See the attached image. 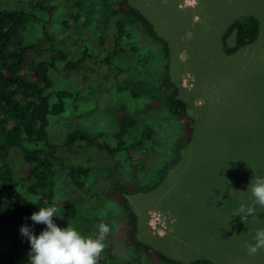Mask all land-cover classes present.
Wrapping results in <instances>:
<instances>
[{"label":"rangeland","instance_id":"rangeland-1","mask_svg":"<svg viewBox=\"0 0 264 264\" xmlns=\"http://www.w3.org/2000/svg\"><path fill=\"white\" fill-rule=\"evenodd\" d=\"M26 1L0 0V10L23 8ZM57 1L50 14L36 10L38 23L24 24L28 39L38 36L41 24L58 31L63 6ZM128 2L166 41L171 82L193 120L191 139L163 182L150 193L126 197L137 217V239L182 263L205 259L214 264H264V251L249 256L245 249L256 230L264 228V208L257 206V219L248 217L246 222L233 216L242 203L251 202L247 190L253 177H264V0ZM247 16L259 23L257 39L233 54H225L221 35L231 22ZM93 27L96 23L91 21L86 32L93 33ZM85 35L82 32L80 37ZM62 37L70 38L65 30ZM91 41L94 44L97 38ZM232 44L231 35L226 45ZM148 51L149 58L141 59L136 54H122V85L129 87L135 81L154 85L153 72L163 63L159 49L151 47ZM107 71L104 67L94 69V73L88 71L83 86L77 82L85 73L82 67L66 81L49 72L53 89L68 90L70 86L78 97L77 101L64 102L63 114L48 119V139L60 163L89 170L85 177H76L85 189L74 188L78 198L64 210L62 188L68 193L72 190L66 188L68 179L59 169L62 174L51 182L56 193L49 207L58 209L57 217H53L57 227L71 225L84 236H94L96 225L105 223L111 229L106 240L119 261L151 264L133 260L136 257L127 245L120 208L104 196L105 191L116 178L128 183L135 178L138 182L141 170L146 174L156 171L170 158L172 146L184 139L185 132L182 122L166 110L160 95L145 101L126 90H116ZM119 106L136 116L138 126L132 133L140 135L145 127L150 131L145 143L135 150L140 153L135 161L137 174L130 171L121 153L110 161L95 147L61 144L72 129L98 132L101 141L112 143L118 130L115 111ZM8 157L15 174H19L22 163L18 151L11 150Z\"/></svg>","mask_w":264,"mask_h":264},{"label":"trees","instance_id":"trees-1","mask_svg":"<svg viewBox=\"0 0 264 264\" xmlns=\"http://www.w3.org/2000/svg\"><path fill=\"white\" fill-rule=\"evenodd\" d=\"M56 1L27 0V6L23 8L0 10V264H29L31 247L27 238L20 234V228L27 225L37 236L43 231V225L34 224L30 216L38 212L39 207L52 204L56 190L51 182L62 174L59 169L68 179L66 188L70 186L72 190L68 193L62 188L65 191L61 192L64 210L66 205L70 209L77 200L75 191L85 189L76 177H85L89 170L83 166L68 167L60 163L55 146L47 135L48 119L63 114L64 102L77 101L78 97L77 91L70 86L68 90L53 89L49 72L66 81L71 74L76 75L79 67L84 68L85 73L77 79L81 83L78 86L87 82L84 77L88 71L94 73V69L104 67L111 74L116 90H126L130 96L141 97L145 101L160 95L166 110L182 122L185 132L184 139L172 146L170 158L156 171L146 174L141 170L138 182L135 178L130 183L116 178L105 191L104 196L120 208L127 245L136 257L133 260L139 263L141 259L151 264H214L205 259L182 263L140 242L137 239V217L126 198L156 189L165 179L167 171L179 161L181 150L191 139L193 120L186 113L185 103L178 98V88L171 82L166 41L156 34L142 14L130 6L128 0H60L63 9L58 31L47 30V26L41 24L38 36L28 39L23 33L24 24L38 21L36 10L50 14ZM91 21L96 23L93 33L86 32ZM64 30L69 39L62 37ZM82 32L86 33L84 37H80ZM258 33V21L251 16L242 17L226 27L220 45L225 54H233L253 43ZM231 35L233 44L228 47L226 39ZM91 37L97 38L96 43L92 44ZM151 47L159 49L163 63L159 71L153 72L154 85L141 81H135L129 87L122 85L120 76L125 73L121 66L122 54H136L139 59L149 58ZM117 56L120 60L115 61ZM115 117L118 130L112 143L101 141L98 132L72 129L61 144L66 147L76 143L95 147L110 161L114 154L121 153L130 171L137 174L135 161L139 160L140 153L135 150L145 143L150 131L145 127L139 131L140 135L132 133L138 126L136 116L124 106L116 109ZM11 150L18 151L22 163L19 174H15L11 167L8 157ZM97 234L96 231L94 236ZM104 242L107 247L98 264H136L129 259L119 261L108 240Z\"/></svg>","mask_w":264,"mask_h":264},{"label":"clouds","instance_id":"clouds-1","mask_svg":"<svg viewBox=\"0 0 264 264\" xmlns=\"http://www.w3.org/2000/svg\"><path fill=\"white\" fill-rule=\"evenodd\" d=\"M247 192L251 193V202L242 203L233 215L239 216L242 222L248 221V217L257 219L256 207L264 208V177H253ZM57 211L54 206L39 207V211L30 216L34 224L46 226L38 236L29 226H21L20 234L27 238L31 247L29 264H98L107 247L104 241L111 231L110 227L100 223L96 225V236H84L71 225L63 229L57 227L53 223ZM245 249L249 256L264 251V228L256 230L252 242L246 243Z\"/></svg>","mask_w":264,"mask_h":264}]
</instances>
